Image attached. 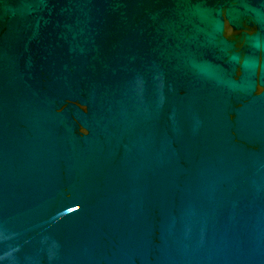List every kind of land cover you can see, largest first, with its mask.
I'll return each instance as SVG.
<instances>
[{
    "label": "water",
    "instance_id": "1",
    "mask_svg": "<svg viewBox=\"0 0 264 264\" xmlns=\"http://www.w3.org/2000/svg\"><path fill=\"white\" fill-rule=\"evenodd\" d=\"M0 264H264V0H0Z\"/></svg>",
    "mask_w": 264,
    "mask_h": 264
}]
</instances>
